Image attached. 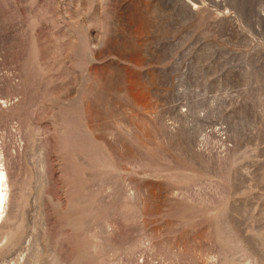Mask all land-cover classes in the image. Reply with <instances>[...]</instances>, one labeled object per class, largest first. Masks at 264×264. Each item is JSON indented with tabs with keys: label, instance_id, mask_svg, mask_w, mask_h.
I'll list each match as a JSON object with an SVG mask.
<instances>
[{
	"label": "rangeland",
	"instance_id": "1",
	"mask_svg": "<svg viewBox=\"0 0 264 264\" xmlns=\"http://www.w3.org/2000/svg\"><path fill=\"white\" fill-rule=\"evenodd\" d=\"M0 264H264V0H0Z\"/></svg>",
	"mask_w": 264,
	"mask_h": 264
},
{
	"label": "bare ground",
	"instance_id": "2",
	"mask_svg": "<svg viewBox=\"0 0 264 264\" xmlns=\"http://www.w3.org/2000/svg\"><path fill=\"white\" fill-rule=\"evenodd\" d=\"M7 179V173L0 169V212L4 209L7 197L6 191V183L5 180ZM6 191V192H5ZM3 212V211H2ZM1 215V213H0Z\"/></svg>",
	"mask_w": 264,
	"mask_h": 264
}]
</instances>
